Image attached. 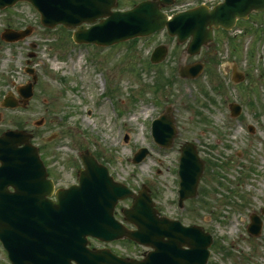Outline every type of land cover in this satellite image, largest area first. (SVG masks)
I'll return each mask as SVG.
<instances>
[{
    "label": "rangeland",
    "instance_id": "1",
    "mask_svg": "<svg viewBox=\"0 0 264 264\" xmlns=\"http://www.w3.org/2000/svg\"><path fill=\"white\" fill-rule=\"evenodd\" d=\"M134 1L118 0V8L130 7ZM246 24L252 30L240 33L241 47L234 58L248 78L233 90L222 68L231 60L220 59L217 68L209 61L204 74L181 79L179 65L202 60L204 48L198 55L184 56L186 44H177L162 31L109 47L85 48L73 45L71 29L41 26L39 15L26 2L2 9L0 33L7 27L32 30L15 44L0 39V101L8 92L18 97L16 87L31 81L26 67L36 81L25 106L0 105V132L17 127L30 132L31 141L43 145L40 153L57 186L75 181L73 168L81 166L79 152L85 149L107 166L114 179L134 191L144 183L162 214L200 225L212 235L208 264H264V214L260 213L264 205V13ZM217 39L219 53L236 42L223 32ZM160 43L168 46V53L159 64H151L149 54ZM208 54L219 55L213 50ZM107 82L114 106L98 97ZM157 86L163 90L156 91ZM229 102L242 106L237 119L226 117ZM166 105L173 107L178 133L169 149L159 150L147 138L150 122L144 128V119L156 116ZM185 141L196 145L204 169L197 194L180 209L176 169L179 147ZM138 147L147 148L149 155L134 164L131 159ZM129 203L125 199L118 204L119 218V207ZM252 212L262 219L258 236L246 230ZM111 248L130 256L144 251L125 239ZM0 264H9L1 244Z\"/></svg>",
    "mask_w": 264,
    "mask_h": 264
},
{
    "label": "water",
    "instance_id": "2",
    "mask_svg": "<svg viewBox=\"0 0 264 264\" xmlns=\"http://www.w3.org/2000/svg\"><path fill=\"white\" fill-rule=\"evenodd\" d=\"M16 1L0 0V8ZM26 1L40 11L44 25L52 27L62 23L76 27L73 38L77 41L108 45L147 35L165 26L169 34L177 35L179 40L191 35L187 49L190 54L210 39L207 26L229 27L236 16L245 17L253 9H264V0H225L212 10L199 6L168 19L160 7L173 0H145L126 11L111 10L116 0ZM96 19L99 22L88 28L80 25ZM28 33L29 30H6L3 37L17 40ZM166 52L165 46H158L152 61H161ZM187 70L195 72L197 68L186 66L182 69ZM17 90L25 105L32 95V83ZM2 104L14 107L17 102L7 95ZM237 112L238 107L233 110L234 114ZM153 129L158 141L171 140L168 115L156 120ZM31 136L23 130H8L0 135V239L8 250L11 264H72L71 260L75 264H205L210 235L198 226L184 227L177 220L158 216L145 187L134 196L130 208L123 211L125 218L137 229L127 230L117 222L112 215L115 203L132 193L114 182L106 168L92 157H84L85 169L80 172L79 185L57 190L55 200L47 198L52 194L53 184L46 178L37 147L29 142ZM141 156L142 153L136 155L134 161ZM202 167L194 146L184 144L180 158V205L183 199L196 194ZM8 186L14 191H9ZM248 231L254 235L260 232L258 216H251ZM87 235L105 241L127 236L152 247L153 251L142 260H127L107 249L96 252L87 249ZM165 236L168 239L165 240ZM183 245L189 248H182ZM172 249L174 254L170 255Z\"/></svg>",
    "mask_w": 264,
    "mask_h": 264
},
{
    "label": "flooded vegetation",
    "instance_id": "3",
    "mask_svg": "<svg viewBox=\"0 0 264 264\" xmlns=\"http://www.w3.org/2000/svg\"><path fill=\"white\" fill-rule=\"evenodd\" d=\"M251 15L252 13L249 15V17L246 19V20H249L251 18ZM244 24L243 21H240V20H237V22L235 23L233 29L231 31H225L224 29L222 28H218L214 31V39L213 41L209 44V46L204 50L205 52V56L203 57V60H204V63L208 62L210 59L215 63L219 60V58H216L215 56H211L210 54H208V52H210V50H213V53L214 55L216 53H218V50L219 49H216L217 46H218V39H217V34L219 32H223L224 33V36L228 38H231L232 41L235 40V44H232L231 45V42H230V45H228V48L229 49H226L225 52L227 53L225 56H222V57H226V61H229L231 60L230 62V65H226V67H224V71H231L233 69L235 70H239L238 68V64H237V61H235V58L236 57V48L238 47L240 49L241 47V44L239 43V39L241 37V34H240V28L241 26ZM208 54V55H207ZM227 73V72H226ZM247 75V74H246ZM145 251L144 252H147L148 249H144Z\"/></svg>",
    "mask_w": 264,
    "mask_h": 264
}]
</instances>
